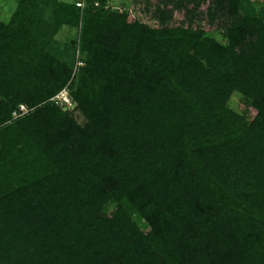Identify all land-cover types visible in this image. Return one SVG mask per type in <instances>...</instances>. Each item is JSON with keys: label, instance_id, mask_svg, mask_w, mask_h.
<instances>
[{"label": "trees", "instance_id": "1", "mask_svg": "<svg viewBox=\"0 0 264 264\" xmlns=\"http://www.w3.org/2000/svg\"><path fill=\"white\" fill-rule=\"evenodd\" d=\"M79 1L0 21V264H264V4Z\"/></svg>", "mask_w": 264, "mask_h": 264}, {"label": "rangeland", "instance_id": "2", "mask_svg": "<svg viewBox=\"0 0 264 264\" xmlns=\"http://www.w3.org/2000/svg\"><path fill=\"white\" fill-rule=\"evenodd\" d=\"M258 2L264 4V0H259ZM155 3L156 0H126L128 21L137 19L142 22H145L147 25L155 27L156 22L149 18V14L151 13L152 7ZM14 7L15 0H0V21L7 22L9 15L13 11ZM146 7H148V10H146ZM201 8L204 9L205 5H203ZM173 18L174 22L180 21L182 18L181 13H175ZM196 26L200 29H203L204 31L215 35V37L219 39V37L214 34V32H212L211 29H209V27H207L203 21ZM72 37V30H66V28H61L55 36L56 42L54 43V47L59 50H64V48L68 46V43L71 41ZM237 95L239 94H232V97L228 102V106L235 112L242 114L244 116L245 122H248L253 117L254 112L249 107V105L242 101L241 98ZM65 110L71 113L77 123L81 124L83 122L81 116L78 114L77 111L74 110L73 103H71L70 107L65 108ZM143 231H146V229H143Z\"/></svg>", "mask_w": 264, "mask_h": 264}, {"label": "built area", "instance_id": "3", "mask_svg": "<svg viewBox=\"0 0 264 264\" xmlns=\"http://www.w3.org/2000/svg\"><path fill=\"white\" fill-rule=\"evenodd\" d=\"M113 1H116V0H106V3L110 6H112V9H117L118 11H120L119 7H116V6H113ZM94 4L96 5L97 4V0H94ZM107 5V6H108ZM78 6L79 7H82L83 6V2L82 0L79 1L78 3ZM81 63L80 62H77L75 64V66H80ZM51 100H53L59 107H64V108H68L70 107L71 105V101L66 93L65 90H62L60 91L58 94H56ZM74 105V104H73ZM19 112L20 114L24 113L25 112V109L23 106H20L19 107ZM13 116H16L15 113L12 114Z\"/></svg>", "mask_w": 264, "mask_h": 264}]
</instances>
